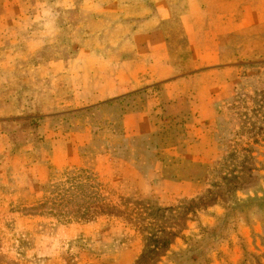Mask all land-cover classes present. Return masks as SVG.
<instances>
[{"label": "rangeland", "instance_id": "1", "mask_svg": "<svg viewBox=\"0 0 264 264\" xmlns=\"http://www.w3.org/2000/svg\"><path fill=\"white\" fill-rule=\"evenodd\" d=\"M189 2L0 0V264H264V22L197 69Z\"/></svg>", "mask_w": 264, "mask_h": 264}, {"label": "crops", "instance_id": "2", "mask_svg": "<svg viewBox=\"0 0 264 264\" xmlns=\"http://www.w3.org/2000/svg\"><path fill=\"white\" fill-rule=\"evenodd\" d=\"M188 1H190V9L182 11L178 16L181 19L180 26L188 44L190 62H195L197 69L212 66L215 63L213 59L231 57L240 52L241 49L236 50V48L243 46L241 31L249 25L264 22V0H257L251 5L242 4L243 0H239L237 5H233V0ZM250 11L255 12L249 17ZM159 21L160 27L163 26L161 24L163 20L159 19ZM149 28L153 27L146 25V29ZM151 29L148 31L149 33L152 32ZM155 37L158 40H155L153 45L150 42L151 49L147 50L143 56L159 57L160 53L167 48L162 27L155 30L152 38ZM162 41L165 43L163 46ZM157 43L159 47H156ZM178 56L183 55L181 53ZM203 73H205L203 70L197 72V74ZM168 84L166 83L165 86ZM163 87L161 86V88ZM176 98L169 96V99L177 100ZM182 100L186 99L178 101Z\"/></svg>", "mask_w": 264, "mask_h": 264}]
</instances>
